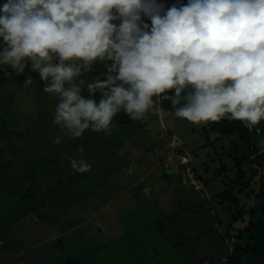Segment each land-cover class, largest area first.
<instances>
[{
  "label": "rangeland",
  "instance_id": "obj_1",
  "mask_svg": "<svg viewBox=\"0 0 264 264\" xmlns=\"http://www.w3.org/2000/svg\"><path fill=\"white\" fill-rule=\"evenodd\" d=\"M30 63L23 73L0 65V82L5 78L0 113L4 120L7 117L6 122L0 118V135L6 134L5 148L10 150L0 151V264H60L70 255L82 264H198L196 258L205 255L211 258L205 264H227L237 241L228 226L243 224L212 200L224 188L221 178L206 186L198 175L216 176L220 164L213 158L218 159V150L236 136L214 141L216 133L209 132V142V135L202 133L207 122L176 117L174 111L162 109L158 97L136 123H127L130 116L121 110L124 115L120 112L114 120L123 127L113 125L112 134L104 137L90 129V134L85 132L88 137L81 136L88 142L81 141L74 149L67 145L68 136L56 144L54 138L67 131L53 122L59 99L43 90L45 82ZM97 70L94 66L81 77L85 96L87 83L102 77L94 74ZM257 126L264 142V121ZM99 137L117 143L114 151L126 160L124 166L130 165L111 178L91 175L84 185L77 184L76 178L84 173L74 170L70 160L83 158L96 166L107 157L98 147L101 139L93 143ZM4 141L0 139V147ZM86 144L92 151L85 150ZM176 154L183 156L180 162L173 161ZM10 158L22 159L11 167ZM194 208L199 211L191 217ZM188 236L189 245L184 244ZM175 241L184 242L173 247ZM189 253L195 258L186 259L184 254Z\"/></svg>",
  "mask_w": 264,
  "mask_h": 264
},
{
  "label": "clouds",
  "instance_id": "obj_2",
  "mask_svg": "<svg viewBox=\"0 0 264 264\" xmlns=\"http://www.w3.org/2000/svg\"><path fill=\"white\" fill-rule=\"evenodd\" d=\"M178 3L0 0V65L23 73L31 62L58 97L53 122L67 131L56 144L88 129L110 132L121 110L142 119L169 91L173 105L183 101L176 117L196 124L264 121V0ZM97 62L107 71L85 96L81 77ZM71 166L92 168L83 158Z\"/></svg>",
  "mask_w": 264,
  "mask_h": 264
},
{
  "label": "trees",
  "instance_id": "obj_3",
  "mask_svg": "<svg viewBox=\"0 0 264 264\" xmlns=\"http://www.w3.org/2000/svg\"><path fill=\"white\" fill-rule=\"evenodd\" d=\"M158 2L165 3L167 7H171L173 4H177V6H179L178 0H158ZM182 3L187 4V0H182ZM145 22L151 24V21L147 18H145ZM94 66L98 69L96 72H94V74L99 75L107 71L105 62H97V64H95ZM26 69H28V67H26ZM0 74H2L1 70ZM4 80L5 78L3 77L0 85ZM172 96L173 92L171 91L159 96L162 99V109L175 112V109L182 105L183 101H181V104L173 105L171 100ZM95 98L99 100V92H97ZM157 98L158 97H154L153 99L155 100ZM121 114L124 115V112H121ZM2 115L3 113L1 112L0 118L2 119V121H7V117L4 120ZM131 122L136 123V121L130 117L127 123ZM119 123L120 121L118 122V124ZM118 124H116L114 120L113 125ZM119 126L121 125L119 124ZM114 128L115 127L112 126L111 131ZM258 128L259 127L257 125L248 127L246 122L244 121L233 120L229 117H225L219 121H208L202 129V133H204L205 135H209V132L216 133L217 137L214 141L221 140V136L223 135L236 136L235 139L229 141L228 146L223 145L221 150H218L217 154L221 153L222 156L218 155V159L213 158V162H216L218 160V163L220 164L216 176L206 179L203 175H198V178L201 181L203 180L206 186L213 184H211V180L215 181L221 178V182L222 184H224V188L222 191L213 196L212 200L217 201L225 208L227 207L232 214L233 220L239 221L243 224V226L241 227H236L232 222L228 226L230 228H228L227 232L229 234H232L233 237H236L237 241L231 255L228 258L227 264H264V142H262V139L260 140V136L258 137V135H260L259 133H257ZM111 131L108 133L112 134ZM85 132L90 134L91 130L88 129L85 130ZM85 132L83 135L85 137H88L89 135ZM169 132H167L168 135L174 133L170 129ZM101 133L102 134L98 132V134L104 136L105 132L101 131ZM108 133H105V135L107 136ZM1 138H4L5 141L4 146L1 145L2 147H0V151L9 154L10 150L5 148L8 145L6 144V141H8L9 139L7 138L6 134H1L0 139ZM68 138L69 139L67 140V145H70L69 147H71V149H74V146L79 143L88 142L79 137L76 142H72L70 144L72 138L70 136H68ZM100 139V137L94 139V145L96 144V142L100 141ZM210 139L211 135H209V142ZM106 143H108L109 145H107ZM116 144L109 143L105 138L101 139V145H99L98 147L101 148L102 153L107 154V157L104 159H100L96 166L94 163V167L92 168V170L88 173H84L80 178H76L75 182L77 184L84 185L86 183V178L90 177L91 175L92 176L90 178H97L99 175H102L103 179L111 178L113 175L117 174L119 170H122V168L126 167L127 165L129 166L130 163H127V165L124 166L126 160L121 159V156H119V154L114 151V149L117 148L115 146ZM208 144H205L203 146H207ZM88 146L89 144L85 145V150L92 151L88 148ZM181 149L184 150V147H181ZM110 153L113 154L112 157L108 155ZM88 154L92 155L91 152ZM1 155L2 153H0V156ZM72 155L73 154H71V156ZM14 156L17 157L18 155L15 154ZM181 158H183L182 155L176 154L173 161L175 159H179L180 162ZM20 159L22 158H19L18 160L17 158H10L11 167H15V162H18ZM206 166H208V164H206ZM194 171L199 172L198 168H194ZM100 183L101 181H98L96 185H99ZM94 187L96 186L93 185V188ZM144 188L148 187L146 186ZM84 205L85 203L82 204V206ZM192 211H194V213L189 215L191 217L193 215H196V213L199 211V208H194ZM190 219L191 218H187L186 221L189 222ZM164 224L165 223L163 222L161 225L165 226ZM171 227L175 228V224ZM158 228L161 229V226H158ZM163 230L164 229L159 232H163ZM171 231L174 234V229H171ZM183 231L186 233L185 230ZM199 231H202L199 235V239H202L204 237V230H201L200 226ZM169 236L171 235H167V237ZM190 239V236H188V238L186 237V243L184 244L188 243L189 245L191 241ZM178 243L179 245H182V243L175 241L173 247H177L176 245ZM63 249H66L65 246L63 247ZM175 252L177 254V257H181V259L183 258V254L180 251L176 250ZM68 257L69 258L67 260L60 264H82L78 257H73L72 255ZM184 257L186 259H194L195 254H184ZM207 259L211 260L208 255H205L204 257L196 258V261L199 262L198 264H205L204 261Z\"/></svg>",
  "mask_w": 264,
  "mask_h": 264
},
{
  "label": "crops",
  "instance_id": "obj_4",
  "mask_svg": "<svg viewBox=\"0 0 264 264\" xmlns=\"http://www.w3.org/2000/svg\"><path fill=\"white\" fill-rule=\"evenodd\" d=\"M135 188H133L132 190H134Z\"/></svg>",
  "mask_w": 264,
  "mask_h": 264
}]
</instances>
